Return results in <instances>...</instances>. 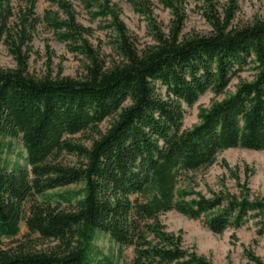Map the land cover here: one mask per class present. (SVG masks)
<instances>
[{
  "label": "rangeland",
  "instance_id": "1",
  "mask_svg": "<svg viewBox=\"0 0 264 264\" xmlns=\"http://www.w3.org/2000/svg\"><path fill=\"white\" fill-rule=\"evenodd\" d=\"M8 2L11 16L0 36V71H25L37 83L91 82V71L110 76L123 70L129 56H141L148 50L151 54L158 52L160 40H171L176 28L177 44L209 37L216 25L224 22L230 6L235 9L232 27L264 23V0ZM213 12L216 14L212 17ZM248 56L245 62L230 61L233 68L224 87L211 83L190 99L175 95L160 80L146 78L144 83L150 88L147 98L153 100V107L166 104L179 113L178 125H171L169 133L180 138L192 136L219 104L234 99L245 87H260L257 53L251 49ZM212 58L213 76L217 77L218 58ZM136 102L128 95L113 114L100 122L74 135L64 133L60 147L36 164L25 132L0 131V168L11 183L4 187L7 212L19 230L16 238L4 240L2 249L27 238L40 242L39 248L64 249L85 238L82 221L49 236L44 234L52 231L46 220L80 213L82 194L71 204L59 197L81 193L86 186L85 172L91 162L81 150L91 152L116 119ZM251 107L246 104L244 113L236 116V123H230V130L233 126L236 130L232 135L221 134L224 125H218L214 141L229 140L220 141L221 147L213 152L214 145L202 151V158L208 152V159L195 160H201L195 166L177 164L167 212L137 219L135 204L144 203L147 180L140 189L125 195L108 194L102 203L103 221L91 232L98 258L115 264H174L173 256L181 253L190 264H264V144L243 140L249 134ZM152 138L165 149L166 139L156 134ZM137 165L135 173L142 169V164ZM67 170L81 171L82 176L59 183L61 171ZM116 201L123 205L117 213L113 212L118 208ZM107 202L115 207L109 210Z\"/></svg>",
  "mask_w": 264,
  "mask_h": 264
},
{
  "label": "trees",
  "instance_id": "2",
  "mask_svg": "<svg viewBox=\"0 0 264 264\" xmlns=\"http://www.w3.org/2000/svg\"><path fill=\"white\" fill-rule=\"evenodd\" d=\"M8 3V0H0V36L11 16ZM234 13V7L230 6L225 11L224 22L218 23L209 37L177 44L179 30L176 28L172 31L174 37L171 40H160L158 52L151 54L152 50H148L141 56H129L123 70L110 73V76L102 75L101 71H91V82L37 83L25 71H0V131L12 129L25 132L30 140L34 164L42 162L60 147L64 133L74 135L100 122L113 114L128 95L137 101L133 108L116 119L91 152L86 148L81 150L91 162L85 172L86 186L81 193L59 197L71 204L74 197L82 194L84 199L80 213L46 220L51 223L52 231L44 234L49 236L82 221L85 238L74 245L64 249L39 248L40 242L27 238L2 249L4 240L16 238L19 230L7 212L4 187L11 183L0 168V264H115L107 258L100 260L91 241L92 230L103 221L102 203L108 194L115 197L125 195L127 191L140 189L142 182L147 180L148 185L143 191L145 201L135 204L137 219L167 212L177 164L195 166L201 161L194 163L202 158V151L206 152L214 145L213 152L214 148L221 147L220 141L227 142L228 138L217 143L214 141L217 127L224 125L221 134L235 133L234 126L230 130V123H236V116L244 113L246 104L252 105V115L247 116L249 134L243 140L264 144V23L246 28L232 27ZM215 14L213 12L211 16ZM207 16L210 17V13ZM251 49L257 53L260 63V87H245L234 99L219 104L215 113L192 136L180 138L176 133L170 134V126L176 128L178 125L179 113L166 104L153 107V100L147 98L150 88L144 83L146 78L160 80L168 84L175 95L190 99L196 91L211 83L224 87L233 68L230 61H247ZM212 57L218 58L217 77L213 76ZM21 65H24L23 62ZM253 90H256L255 96H252ZM155 134L166 139L165 149L159 148L160 141L152 138ZM207 154L202 160L209 158ZM136 163L142 164L139 173L134 172L138 166ZM80 176L81 171H61L58 181L73 182ZM23 184L26 185V182ZM101 194L103 198H100ZM107 203L109 210L115 204L118 206L113 211L115 213L123 206L119 201L112 206ZM173 257L174 264H190L184 261L181 253Z\"/></svg>",
  "mask_w": 264,
  "mask_h": 264
}]
</instances>
